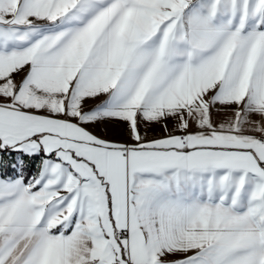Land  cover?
<instances>
[{"label": "snow or ice", "instance_id": "snow-or-ice-1", "mask_svg": "<svg viewBox=\"0 0 264 264\" xmlns=\"http://www.w3.org/2000/svg\"><path fill=\"white\" fill-rule=\"evenodd\" d=\"M0 264H264V0H0Z\"/></svg>", "mask_w": 264, "mask_h": 264}]
</instances>
